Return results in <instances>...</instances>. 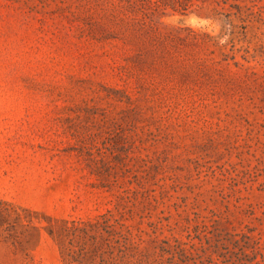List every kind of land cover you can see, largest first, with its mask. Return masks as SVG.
Masks as SVG:
<instances>
[{
	"label": "rangeland",
	"instance_id": "1",
	"mask_svg": "<svg viewBox=\"0 0 264 264\" xmlns=\"http://www.w3.org/2000/svg\"><path fill=\"white\" fill-rule=\"evenodd\" d=\"M0 264H264V0H0Z\"/></svg>",
	"mask_w": 264,
	"mask_h": 264
}]
</instances>
